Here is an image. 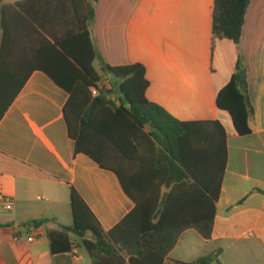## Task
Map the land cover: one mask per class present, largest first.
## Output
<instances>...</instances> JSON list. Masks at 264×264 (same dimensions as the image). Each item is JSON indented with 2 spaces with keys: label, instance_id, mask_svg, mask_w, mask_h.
I'll list each match as a JSON object with an SVG mask.
<instances>
[{
  "label": "crops",
  "instance_id": "1",
  "mask_svg": "<svg viewBox=\"0 0 264 264\" xmlns=\"http://www.w3.org/2000/svg\"><path fill=\"white\" fill-rule=\"evenodd\" d=\"M25 1L31 0L2 5ZM214 2L98 0L89 33L108 66L144 67L150 103L180 122H218L227 135L212 238L186 232L165 264H193L210 254H219L220 264H264V0L251 1L240 46L213 39ZM37 40L24 16L9 13L3 28L0 15V105L10 103L0 120V264H92L78 248L50 250L47 233L73 224L72 191L105 232L135 204L114 173L76 154L64 116L70 96L44 73L30 71ZM238 64L253 112L244 137L216 104ZM101 77L112 88L108 75ZM42 220V227H27Z\"/></svg>",
  "mask_w": 264,
  "mask_h": 264
},
{
  "label": "trees",
  "instance_id": "2",
  "mask_svg": "<svg viewBox=\"0 0 264 264\" xmlns=\"http://www.w3.org/2000/svg\"><path fill=\"white\" fill-rule=\"evenodd\" d=\"M251 1L215 0L214 40L240 46ZM97 3L31 0L4 6L0 0L3 28L9 13L22 15L38 37L30 71L44 73L70 96L64 116L76 154L114 173L135 204L132 213L105 232L73 190V224L47 233L50 250L59 255L84 248L92 264H165L186 232L192 230L204 241L212 238L228 159L227 135L218 122H180L150 103L142 65L113 68L102 60L89 33ZM96 61L102 73L117 80L119 101L112 91L92 97L91 90L102 82ZM241 73L238 64L216 104L244 137L251 134L253 112ZM9 104L0 105V120ZM218 255L193 264H220Z\"/></svg>",
  "mask_w": 264,
  "mask_h": 264
},
{
  "label": "rangeland",
  "instance_id": "3",
  "mask_svg": "<svg viewBox=\"0 0 264 264\" xmlns=\"http://www.w3.org/2000/svg\"><path fill=\"white\" fill-rule=\"evenodd\" d=\"M95 70L97 71V73L99 74V76L101 77L102 76V72H101V70H100V68L98 67V65L97 64H95ZM109 77V82L112 84V88H113V92L111 93V96L112 97H116L117 95H119L118 93H117V80L115 79V78H113V77H111V76H108ZM106 82V80L104 79V78H102V82L101 83H105ZM120 96V95H119ZM192 236H188V238H187V240L186 241H191V238ZM186 243H188V242H186ZM186 244H183V248L182 249H184V247H186L185 246ZM79 250L81 251V253L85 256V258L87 259V261L88 262H90V257H89V255H88V253L86 252V250L84 249V248H79ZM181 250H179V252H180Z\"/></svg>",
  "mask_w": 264,
  "mask_h": 264
},
{
  "label": "built area",
  "instance_id": "4",
  "mask_svg": "<svg viewBox=\"0 0 264 264\" xmlns=\"http://www.w3.org/2000/svg\"><path fill=\"white\" fill-rule=\"evenodd\" d=\"M103 91H106V92L112 91L110 84H108L107 82L100 83L98 88H94L91 90L92 97L93 98L97 97L100 94V92H103ZM3 201L5 204L6 210H8V211L11 210L12 209L11 201L9 199H3ZM30 241H32V240H30Z\"/></svg>",
  "mask_w": 264,
  "mask_h": 264
},
{
  "label": "water",
  "instance_id": "5",
  "mask_svg": "<svg viewBox=\"0 0 264 264\" xmlns=\"http://www.w3.org/2000/svg\"><path fill=\"white\" fill-rule=\"evenodd\" d=\"M245 83V74L241 73V85H243ZM89 237H92V234H89Z\"/></svg>",
  "mask_w": 264,
  "mask_h": 264
}]
</instances>
